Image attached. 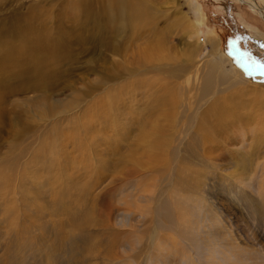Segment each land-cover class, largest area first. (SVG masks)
<instances>
[{"label": "rangeland", "instance_id": "rangeland-1", "mask_svg": "<svg viewBox=\"0 0 264 264\" xmlns=\"http://www.w3.org/2000/svg\"><path fill=\"white\" fill-rule=\"evenodd\" d=\"M250 4L0 0V56L22 60L0 67V264H81V231L140 239L145 264H264V1ZM19 27L50 47H4ZM213 64L227 75L201 101ZM225 100L247 122L203 143L198 121Z\"/></svg>", "mask_w": 264, "mask_h": 264}, {"label": "bare ground", "instance_id": "bare-ground-1", "mask_svg": "<svg viewBox=\"0 0 264 264\" xmlns=\"http://www.w3.org/2000/svg\"><path fill=\"white\" fill-rule=\"evenodd\" d=\"M239 1L243 2L244 4H247L248 6H250L251 9H253V5L250 4V0H239ZM263 1L264 0H262V2ZM256 7L258 8V6H256ZM263 9H264V7H263ZM122 13L123 12H119L117 10H112V11H110V16L115 18V19H118V17H120V15ZM18 31H19V33H17V31L15 32L16 33V40L12 41V42L11 41L10 42H4L3 43L4 47H11V46L18 47V46H16L17 43H19V44L25 43L24 44L25 48L24 47H22V48H24V50L26 49V52H31V51L42 52L44 50H47L50 47V41L48 39V36L45 37L42 35L38 38H35V37L31 38V37H28L24 34L23 27H19ZM29 31L30 30L28 28L27 29L28 34H29ZM11 33H14V32H11ZM45 38H47L46 43H42V41ZM258 41H259L258 43H261L264 45V36L259 37ZM21 45L22 44H20V46ZM19 57H20V55H19ZM19 57L15 58L12 53L3 52L2 56H0V58L3 59L0 61V67H2L4 64L5 65L12 64V62H9L8 60L18 62V64L20 65L22 60ZM41 58H43V57H41ZM24 59H26V58H24ZM211 66L212 67L209 68V72L203 78L202 87H201L200 93H199V99L201 101L205 100L208 97L211 98V96H215V95H218L219 93H221V89H220L221 84H222L221 82L225 79V77L227 75V74H225V72H223V69H221L217 64H213ZM231 76H229L228 78H231ZM239 76H241V75H239ZM239 76L236 74H233L232 81L235 80L238 82H242V81L244 82V79L238 80ZM243 78H245V77L243 76ZM224 85H225V82H224ZM147 88H148V85H147ZM152 89H153V87H152ZM150 96L153 97L154 103L158 102L159 96L156 93L153 94L151 92ZM219 103H220V101H219ZM219 107H221V108H219ZM104 108H106V107H104ZM235 109H237V103H232L229 100H227V101L225 100V101L221 102L220 104L214 103L213 105H211V107L207 111H205L203 117L198 121V123H197L198 125L196 127L197 132L201 133V138H202L203 143L215 145V144L220 143V140H218L220 138H221V140L231 139L230 138L231 127L234 128L236 126H239L237 124L243 125V124H245V123H243L244 121L247 122L246 118L242 117L238 113H235ZM239 113H241V110ZM159 114H161V108L159 107V105H157L154 108V110L151 111V115L148 118H146V125L148 124V122L151 119L154 120L155 115L159 116ZM217 129L221 130L220 134H219L220 138L219 137L217 138L214 135V132ZM156 132H159L158 128H156ZM155 143H156L154 145V146H156L155 150H157L159 152L158 153L155 152L154 155H152V156L150 155L149 157H147L150 160L157 157V155L159 153H161L162 152L161 150L164 149V147H165V146L161 145L162 143L159 142L158 140H156ZM114 147H117V146H114ZM148 148H150V147H148ZM171 155H173V154H171ZM143 158L145 159V157H143ZM172 158H174V155L172 156ZM123 171H124V168L122 170L114 171L113 174H115L118 177L126 178V177H130V176L137 173V171L135 169L130 170V171L125 172V173H123ZM126 206H127V204H126ZM121 218L124 221H126L128 218V214L122 213ZM112 232H113V230H112ZM78 239H81L80 242L78 243V246L80 249V254H81V264H91V262L93 260H99L100 263L104 262V264L105 263L108 264V263L113 262V261L118 260V259L128 260L131 264H136L134 262V259L139 258V257H142L141 264H145V244L143 241L141 242L140 239L132 240L131 237L128 240L121 239L120 236L117 234H113L111 237L100 238L99 235H96L94 233H88L86 231H81L80 237ZM68 240L69 239H67L65 241H68ZM64 247H66L65 243H64ZM101 248L103 249L102 253H100ZM120 251L122 252L123 255L119 254ZM143 255H144V258H143ZM171 257H173V256H171ZM171 259L172 258H170V260ZM163 264H175V263L174 262H167V263H163Z\"/></svg>", "mask_w": 264, "mask_h": 264}, {"label": "crops", "instance_id": "crops-1", "mask_svg": "<svg viewBox=\"0 0 264 264\" xmlns=\"http://www.w3.org/2000/svg\"><path fill=\"white\" fill-rule=\"evenodd\" d=\"M256 2V1H255Z\"/></svg>", "mask_w": 264, "mask_h": 264}]
</instances>
